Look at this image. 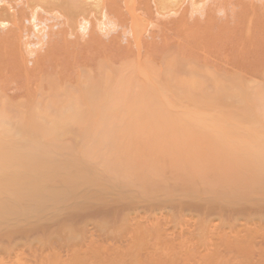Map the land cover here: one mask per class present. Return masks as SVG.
Masks as SVG:
<instances>
[{
  "label": "rangeland",
  "instance_id": "obj_1",
  "mask_svg": "<svg viewBox=\"0 0 264 264\" xmlns=\"http://www.w3.org/2000/svg\"><path fill=\"white\" fill-rule=\"evenodd\" d=\"M62 1L0 0V32L13 29L14 20L22 27L23 19H29L24 20V34L14 37L11 45L0 46V54L8 51L0 55V111L11 103L21 108L0 112V159L30 149L44 152L52 162L48 169L25 176L21 157L7 172L9 177L0 179V264H264V169L259 165L264 162V146L256 149L253 141L255 136L264 141V117H222L239 109L234 97L218 100V107L213 101L206 109L214 115L222 113L209 118L223 125L227 136L234 128L229 126H250V133L257 135H250V147L244 152L235 147L232 153H221L213 144L215 148L206 146L204 152L185 155L178 145L167 150L156 146L116 154L105 162L88 155L93 127L87 123L83 101L50 117L29 108L28 97L39 98L35 90L47 91L49 82L60 86L70 82L81 91L99 87L117 65L118 50L132 42L135 50L158 22L178 17L185 8L179 6L183 0L177 7H171L172 0H116L121 12L111 16L106 26L97 24L106 22L102 0V4L81 0L84 3L78 2L80 6L72 10ZM188 1L193 15L209 10L204 0ZM83 19L89 23L85 30L79 26ZM50 30H55L53 38L46 36ZM58 30L63 37L67 33L62 39L71 52L72 44L83 45L90 31L98 33L102 45L118 39L112 52L101 47L91 57L73 52L75 64L68 61L69 46L59 47L46 66L23 76L17 67L32 71L39 64L37 56L62 36ZM14 53L20 57L18 64ZM26 56L35 63H27ZM263 73L250 70V84L234 87L238 95L261 87L257 82L264 79ZM5 150L12 154L2 155ZM76 160L84 165L77 167Z\"/></svg>",
  "mask_w": 264,
  "mask_h": 264
},
{
  "label": "bare ground",
  "instance_id": "obj_2",
  "mask_svg": "<svg viewBox=\"0 0 264 264\" xmlns=\"http://www.w3.org/2000/svg\"><path fill=\"white\" fill-rule=\"evenodd\" d=\"M64 1H62L63 5L72 10L75 9L74 7L77 9L78 2L81 0ZM100 1L101 4L103 2L101 6L103 7L102 15L106 22L98 20L97 24L106 26L105 23L111 24V16L119 15L121 12L119 10L121 2L118 3L116 0ZM178 1L172 0L170 2L168 0L171 7L173 5L177 7ZM185 1L179 2L181 10L185 7L183 13H179L180 16L178 14L175 19L160 20L161 22L158 24L155 23L157 26L154 24L156 28L150 32L149 39L145 40L142 36L144 40H141L135 34L134 37L136 39L138 37L137 41H142L140 44L138 43L137 48H134L135 50L131 46L133 45L132 41H129L132 42L129 45L132 48L127 46L121 51L117 48L120 57L117 59L115 52L113 53L117 59L115 62L117 65H114L112 74H109L110 76L99 87L95 89L86 87L87 89L81 91L83 88L80 87V89L70 82L62 83L61 86L57 82H49L51 85H48L50 88L47 91L35 90L34 93L39 94V98L34 95L35 97L29 99V93L26 94L30 103V110L34 111V114L50 117L57 112L66 111L71 106L77 107L76 104L81 105L83 101L87 113V123L93 127V137L90 136L86 145L88 155L95 154L103 162L108 161L110 157L116 156V154L127 153L128 155L140 148L152 150L156 146L167 150L171 145H178L185 155H190L194 151L203 150L202 152H204V147L213 146V144L217 145V148L213 147L221 153H232L235 151L232 150L235 147L244 152L250 147V142H248L250 135L257 134L250 133V126L244 127L245 125L240 124L229 126L234 128L227 136L223 132V125L209 118L220 117L222 113H217L211 108V111L217 113L215 116L206 108L207 105L213 104V101L216 104L218 100L227 102L228 99L235 98L239 109L233 115H222V117H264V79L259 82L253 79V84L257 82L262 86H257L258 88L252 90V93L249 91V93L238 95L235 91L236 88H234L238 84L242 87L250 84V70L264 72V0H204L205 3L203 0H199V2L194 0L195 4L204 3L205 5H202L205 7L209 4L208 12L199 13L198 16L192 14L190 2ZM81 2L84 3V1ZM183 2L189 3V6H185ZM160 3L158 4L160 5ZM216 9L220 11V14L215 12ZM222 10L226 13L222 12L221 17ZM217 14L220 16L218 17ZM31 18L33 21L36 20V16L33 14ZM137 18L139 19V17ZM25 19L21 22V29L16 24L19 23V20L17 22L14 20L13 29L10 28L11 30L6 31V33L0 32V34L4 33L2 36L0 35V46L3 47L9 42L11 45L14 37H17L18 34L20 36L22 33L24 34L23 23ZM146 21L148 20L146 19ZM87 23L88 21L85 19L81 21L79 26L82 30H85ZM136 26L135 28H138ZM150 26L152 27V25ZM135 28L133 27V29ZM53 32L55 30H50L46 36H52ZM62 32L64 34L65 29ZM62 32H60L61 35ZM91 32H89V38L84 41L83 45L81 43L72 44L73 50H75L73 52H82L85 57H91L93 50L98 48L107 52L114 50V40L117 37L102 45L99 36L96 35L97 32L94 30L95 33L92 32L90 35ZM64 37L62 35L52 39L51 49H47L43 54L36 53V56L37 54L40 55L37 56L36 64L39 63L40 65L38 64L35 68L31 66L32 71L27 70L28 68L26 69L22 65H16L17 68L20 67V71L23 70L22 75L27 77L34 74L35 71L37 72L40 67L42 69L49 61L52 52L55 54L57 48L60 47L62 50L64 47L66 49L69 45L67 43L65 46L66 42L62 39ZM128 40L126 45H128ZM118 42L116 41V43ZM69 48L71 58H68V61L70 59L75 64L77 54L71 52V46L68 47V52ZM5 52L2 53L1 51L0 55L5 54ZM30 55L36 59L35 54ZM17 56H15V64H18L17 61L20 58H16ZM26 60L27 63H29L28 60L35 63L32 58ZM69 62L68 64H71ZM10 63L12 62L10 61ZM2 97L4 96L2 95ZM231 103L234 104V101L231 100ZM233 104L231 105L233 106ZM226 105L224 106L226 107ZM10 106L5 107L4 105L0 112L3 114L10 113L9 110L14 108L12 103ZM227 107L230 106L227 105ZM6 108L9 110L6 111ZM15 108L21 109L20 107ZM95 141H99V144H94ZM253 141H257L254 145L256 149L264 146V141L256 136ZM199 148L200 150H196ZM15 151L14 157H1L0 179L9 177L7 172L16 167L17 160L21 157L24 158L22 167L25 176L26 172L32 173L33 171L48 169L52 164L44 152L34 153L30 149ZM10 154L12 151L5 150L2 155ZM83 165L82 160H76L77 167ZM259 165L264 169V162H260Z\"/></svg>",
  "mask_w": 264,
  "mask_h": 264
}]
</instances>
